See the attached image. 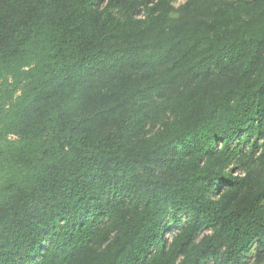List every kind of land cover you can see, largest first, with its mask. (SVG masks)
Returning a JSON list of instances; mask_svg holds the SVG:
<instances>
[{"label": "trees", "instance_id": "trees-1", "mask_svg": "<svg viewBox=\"0 0 264 264\" xmlns=\"http://www.w3.org/2000/svg\"><path fill=\"white\" fill-rule=\"evenodd\" d=\"M173 2L0 0V264H264V0Z\"/></svg>", "mask_w": 264, "mask_h": 264}, {"label": "rangeland", "instance_id": "rangeland-1", "mask_svg": "<svg viewBox=\"0 0 264 264\" xmlns=\"http://www.w3.org/2000/svg\"><path fill=\"white\" fill-rule=\"evenodd\" d=\"M187 1L188 0H174L173 4L176 7H180L182 4L186 3ZM223 1H238V0H223ZM102 5L104 6L105 2H103ZM8 79H9L8 82H5L4 80H0V97L3 94H5L7 91L16 89L13 94V99L15 100L22 92L20 88L21 84L15 83L11 77H9ZM247 135L248 134L246 133L245 130L242 131L240 135L232 143L234 148L237 147L239 149V155H237V158L242 157L246 153H249L255 156L260 151L259 145L262 144L263 142L262 138L256 135L247 138ZM254 142H256V146L253 145ZM237 158L235 159V161L237 160ZM238 170L240 171V169ZM182 219H183L182 225L176 221H173L170 227L166 230V233L169 239H171L173 235L182 228V226L188 221L189 218L186 215H184ZM255 253L256 251H255V246H254L251 252L246 254V256L244 257L245 258L244 260L248 261L249 263H252ZM28 264H33V263L28 262Z\"/></svg>", "mask_w": 264, "mask_h": 264}]
</instances>
